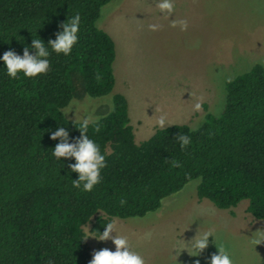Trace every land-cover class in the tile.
Here are the masks:
<instances>
[{"label": "trees", "instance_id": "obj_1", "mask_svg": "<svg viewBox=\"0 0 264 264\" xmlns=\"http://www.w3.org/2000/svg\"><path fill=\"white\" fill-rule=\"evenodd\" d=\"M109 1L0 0V55H22L36 30L47 43L68 16H81L78 44L68 57L53 53L47 74L10 80L0 63V264H88L92 252L82 239L92 217L107 215L92 224L98 235L103 221L155 211L193 179H200L199 199L222 209L247 200V211L264 219L261 63L227 81L220 114L208 112L198 128H158L140 144L125 95L114 94L112 110L87 126L107 158L102 182L90 193L72 187L78 174H69L68 164L75 161L61 158L63 167L51 156L59 141L50 132L61 125L70 139L79 137L83 122L70 120L62 109L73 98L114 90L116 46L97 24ZM180 133L191 140L183 150L174 140ZM173 160L180 166H172Z\"/></svg>", "mask_w": 264, "mask_h": 264}, {"label": "rangeland", "instance_id": "obj_2", "mask_svg": "<svg viewBox=\"0 0 264 264\" xmlns=\"http://www.w3.org/2000/svg\"><path fill=\"white\" fill-rule=\"evenodd\" d=\"M173 3L170 16L159 13L157 0H110L102 7L98 27L109 30L118 46L115 87L108 95L73 98L62 109L67 118L95 121L112 110L113 95L121 93L128 101L130 124L140 144L151 137L147 134L152 122L156 121L152 131L160 128L161 116L171 125L198 128L208 112L220 114L227 81L257 63L264 65V0ZM181 20L187 21L186 30L179 24L173 27ZM197 103L199 110L195 109ZM144 123L147 134L141 139L138 129ZM199 182L189 181L146 215L111 217V221L132 250L144 257L145 264H195L196 260L206 264L217 252L214 243L199 257L183 250L184 241H190L198 230H214L217 245L229 249L234 264H264V242L254 244L264 231V219L247 211V200L222 209L207 198L199 199ZM100 212L84 226L86 236L95 235L91 228L98 216L107 217ZM86 240L92 253L103 248L115 250L111 241ZM188 251L191 253V248Z\"/></svg>", "mask_w": 264, "mask_h": 264}, {"label": "clouds", "instance_id": "obj_3", "mask_svg": "<svg viewBox=\"0 0 264 264\" xmlns=\"http://www.w3.org/2000/svg\"><path fill=\"white\" fill-rule=\"evenodd\" d=\"M156 6L161 15L170 16L174 11L173 0H157ZM80 24L81 16L79 13L68 16L65 22L59 24L60 31L55 33V39H49L47 43L39 38L36 34L37 30L35 38L31 33V43L23 47L22 55L13 50H8L3 55H0V63L3 64L2 69L5 75L10 80H18L21 78L33 79L47 74L50 70L49 58L53 53L57 56L63 55L65 57L72 54L73 48L79 41ZM177 24H179L181 30H186L188 27L187 21L184 20L174 22L173 27L177 26ZM150 27L155 29L157 26L151 25ZM195 109H200L199 103L195 105ZM217 111L219 112V109ZM88 123L89 120H84L79 129L81 135L75 139H70L66 126L59 125L56 130L50 132V138L53 141H59L52 149L51 156L61 163L63 167L64 163L61 158L66 161H75L68 164L69 174H78L76 179H72V187L84 193L92 192L102 182V170L107 167L106 155L102 153L99 144L87 134ZM158 125L160 128L165 129L169 124L166 118L161 116ZM174 140H176L182 150L186 149L191 143L190 137L181 133L176 135ZM171 163L174 167L180 166L178 161L173 160ZM119 203L124 205L126 200L122 198ZM103 228L102 232L98 231V235H87L82 240L94 237L101 242L111 241L115 246V250L103 248L94 251L89 264H145L144 257L132 250L129 240L125 236L118 234L115 221L107 223L103 221ZM260 232L262 235L254 239L255 246L264 242V231ZM210 243L215 244L217 252L208 258L206 264H234L229 249L224 245H217L214 230H208L204 233L198 230L190 241H184L185 247L183 250H186L190 256L199 257ZM188 248H191V253H189ZM195 264H200V261L196 260Z\"/></svg>", "mask_w": 264, "mask_h": 264}, {"label": "crops", "instance_id": "obj_4", "mask_svg": "<svg viewBox=\"0 0 264 264\" xmlns=\"http://www.w3.org/2000/svg\"><path fill=\"white\" fill-rule=\"evenodd\" d=\"M106 32L112 37V39H113V41H114V43H115V46H116V52L118 53V46H117V40H115V38H114V36L110 33V31L108 30H106ZM116 36V35H115ZM145 122V121H144ZM156 121H154V122H152V124H154ZM152 124H151V126H150V129H149V132H148V134H147V131L145 130V128L147 127V125H146V123H144V124H142V125H139V129H138V136L141 138L143 135H145V134H147L148 136H152L154 133H155V131L156 130H151V127H152ZM169 125H171V124H169ZM133 130H134V127H133ZM139 138V139H140ZM136 140H137V134H136V138H135ZM142 139V138H141ZM135 140V141H136Z\"/></svg>", "mask_w": 264, "mask_h": 264}]
</instances>
